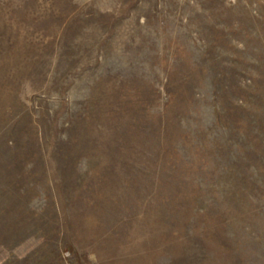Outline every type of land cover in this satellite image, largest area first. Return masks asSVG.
I'll use <instances>...</instances> for the list:
<instances>
[{
  "label": "rangeland",
  "instance_id": "374dc122",
  "mask_svg": "<svg viewBox=\"0 0 264 264\" xmlns=\"http://www.w3.org/2000/svg\"><path fill=\"white\" fill-rule=\"evenodd\" d=\"M0 264H264V0H0Z\"/></svg>",
  "mask_w": 264,
  "mask_h": 264
},
{
  "label": "trees",
  "instance_id": "16d2710c",
  "mask_svg": "<svg viewBox=\"0 0 264 264\" xmlns=\"http://www.w3.org/2000/svg\"><path fill=\"white\" fill-rule=\"evenodd\" d=\"M219 113H221V112H219V111H212L211 112V121L214 122V124H218L219 123ZM220 116H221V114H220ZM159 120H160V118H159ZM160 124H161V121H159V124H158L159 127H160ZM162 127H163V125H162ZM161 142H162V145H166L165 138H164V131H163V134H162V137H161ZM215 144H217V143H215ZM162 168L166 169L167 168V163H164V166ZM228 195L226 193V197L224 199L225 203H227L228 200H229V198L227 197ZM57 248H58V246H57Z\"/></svg>",
  "mask_w": 264,
  "mask_h": 264
}]
</instances>
